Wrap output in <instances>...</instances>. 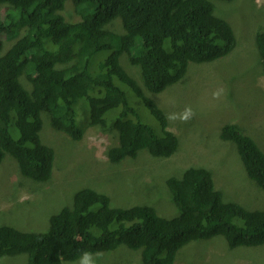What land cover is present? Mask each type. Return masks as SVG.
Returning <instances> with one entry per match:
<instances>
[{"label":"trees","instance_id":"16d2710c","mask_svg":"<svg viewBox=\"0 0 264 264\" xmlns=\"http://www.w3.org/2000/svg\"><path fill=\"white\" fill-rule=\"evenodd\" d=\"M65 1L0 0V163L7 154L24 176L51 177L54 150L39 135L43 113L73 140L82 138L85 123L112 127L117 143L107 158L113 163L141 150L172 155L178 138L142 88L160 93L189 65L229 54L236 45L229 23L214 13L213 0H70L80 15L75 22L61 13ZM116 18L122 33L107 27ZM3 37L16 38L4 52ZM255 45L264 71V30ZM123 53L139 67L143 87L121 66ZM130 95L147 108L154 127L141 120ZM220 137L235 144L247 176L264 190V151L234 123L224 124ZM166 183L179 210L174 217L148 205L112 206L106 194L83 187L50 215L45 231L0 225V257L65 264L84 251L124 244L140 251L143 264H172L180 247L216 235L231 248L264 244V210L223 202L206 168L188 167Z\"/></svg>","mask_w":264,"mask_h":264},{"label":"rangeland","instance_id":"374dc122","mask_svg":"<svg viewBox=\"0 0 264 264\" xmlns=\"http://www.w3.org/2000/svg\"><path fill=\"white\" fill-rule=\"evenodd\" d=\"M212 2L214 13L229 23L236 37L234 49L226 56L189 65L182 79L160 93L143 87L139 67L125 53L120 56L123 69L164 112L167 128L178 138L176 151L169 157H155L141 150L135 157L126 156L113 163L107 158L108 148L117 143L112 127L102 129L85 123L82 138L73 140L54 129L43 113L39 135L54 150L52 175L46 182L32 180L6 154L0 163V225L45 231L50 215L70 205L73 194L83 187L106 194L112 206L148 205L160 216L171 218L179 210L166 179L180 177L188 167L209 170L223 202L264 210V190L246 175L235 144L220 137L222 126L234 123L264 151V71L255 45L256 33L264 30V0ZM61 13L67 21L80 20L70 0L65 1ZM107 27L123 32L119 18ZM15 39L3 37L2 52ZM214 91H220L218 98H213ZM130 97L142 111L141 120L154 127L156 122L147 108ZM186 106L194 115L184 122L180 115ZM92 258L95 264H143L140 252L124 244L94 253ZM79 260L65 264H79ZM0 264H27L26 255L2 256ZM172 264H264V244L230 248L222 236L216 235L180 247Z\"/></svg>","mask_w":264,"mask_h":264},{"label":"clouds","instance_id":"9594fccd","mask_svg":"<svg viewBox=\"0 0 264 264\" xmlns=\"http://www.w3.org/2000/svg\"><path fill=\"white\" fill-rule=\"evenodd\" d=\"M143 84V82H142ZM140 85V84H139ZM141 86V85H140ZM213 95V98H218L219 95H220V91H214L212 93ZM194 113L191 109L190 106H186L183 113L180 115V119L183 120L184 122H187L189 119H191L193 117ZM170 118H175L174 116H171ZM247 175V174H246ZM214 186V185H213ZM215 188V187H214ZM228 202H232V201H228ZM254 210V209H252ZM261 210V209H260ZM221 236V235H220ZM223 237V236H222ZM224 238V237H223ZM225 239V238H224ZM226 241V239H225ZM227 243V241H226ZM228 244V243H227ZM229 246V245H228ZM230 247V246H229ZM235 247H238V246H235ZM235 247H232V248H235ZM129 248V247H128ZM231 248V247H230ZM131 249V248H130ZM134 250V249H133ZM139 251V250H138ZM140 252V251H139ZM177 253V251H176ZM176 256V254H175ZM141 257V255H140ZM175 258V257H174ZM79 264H95V261L93 260L92 258V253L91 252H88V251H84L81 253V256H80V260H79Z\"/></svg>","mask_w":264,"mask_h":264}]
</instances>
